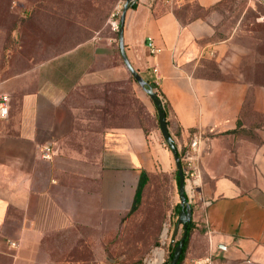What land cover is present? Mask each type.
<instances>
[{"label":"crops","instance_id":"0c3cea01","mask_svg":"<svg viewBox=\"0 0 264 264\" xmlns=\"http://www.w3.org/2000/svg\"><path fill=\"white\" fill-rule=\"evenodd\" d=\"M222 1L134 0L122 45L155 86L177 152L201 135V200L181 264L206 256L209 264H264V85L248 79L226 42L211 41V12L195 14ZM149 38L160 49L154 56ZM129 78L118 39L97 36L1 87L9 112L0 121V264H65L75 246L98 249L138 184H170L171 208L179 202L154 106L142 99L154 123L143 129Z\"/></svg>","mask_w":264,"mask_h":264},{"label":"rangeland","instance_id":"374dc122","mask_svg":"<svg viewBox=\"0 0 264 264\" xmlns=\"http://www.w3.org/2000/svg\"><path fill=\"white\" fill-rule=\"evenodd\" d=\"M113 5L114 0H0V90L8 78L31 74L38 64L79 43L114 37L106 24ZM209 19L211 41L226 42L248 79L264 83V0H225ZM26 82L24 76L18 86ZM142 99L149 100L137 84L138 123L154 126ZM169 192L170 184H145L136 203L115 216L99 237V250L75 246L65 264H144L155 249L167 257L183 233L179 226L171 240L177 212ZM164 227L168 237L162 244Z\"/></svg>","mask_w":264,"mask_h":264},{"label":"built area","instance_id":"2783aa9c","mask_svg":"<svg viewBox=\"0 0 264 264\" xmlns=\"http://www.w3.org/2000/svg\"><path fill=\"white\" fill-rule=\"evenodd\" d=\"M127 0H114V5L109 12L106 24L112 32H118L120 27L119 18L121 12L123 10L124 5ZM170 6L178 5L180 0H162ZM148 48L149 52L152 56L156 55L160 52V49L155 47L152 43V40L148 39ZM152 73L156 75L157 67L154 64L152 66ZM9 106H8V98L6 96H0V121L5 120L8 117ZM201 139V135L195 133L191 136V140L188 146L184 149L180 156V162L182 166V172L184 176V192L186 196L187 204L192 208L195 206L198 201L201 200L200 194V182H201V169H200V155L198 152V145ZM52 153V148L50 146H44L42 148V157L45 159H50ZM166 226V225H165ZM165 228V227H164ZM164 231V229H163ZM167 230L163 235L162 232V244H165L167 240ZM10 245L15 247L16 244L10 242ZM160 252V257L158 253ZM159 260L156 262V260ZM165 254L161 249L153 250L151 256L144 260V264H149L152 262H156L155 264H165ZM210 257L206 256L204 258L192 260L188 263L184 264H209Z\"/></svg>","mask_w":264,"mask_h":264},{"label":"water","instance_id":"95a60500","mask_svg":"<svg viewBox=\"0 0 264 264\" xmlns=\"http://www.w3.org/2000/svg\"><path fill=\"white\" fill-rule=\"evenodd\" d=\"M134 3V0H127L126 4L123 7V10L121 12V18H120V27L118 30V43H119V49H120V54L122 57V61L124 63V66L126 67L127 71L129 72L130 76L133 78V80L139 85V87L145 92V94L148 96L149 100L152 102L156 109L157 113V122H158V127H159V132L161 134V137L167 147L170 149L173 158H174V163H175V168L177 171V178H178V189H177V194L179 198V205L181 207L178 216H177V221L174 226L171 240H174V235L177 232V229L179 226H182L183 233L181 239L177 242V244L174 247L172 257L169 261V264H177V261L179 259V256L182 252L184 240L186 238V229L187 225L190 222L191 219V207L187 204L186 201V196L184 192V176L182 172V166L180 162V157L178 155L176 146L168 132L167 125H166V118H165V112L163 109V104L160 98L157 96V94L150 88L146 81L139 76V74L131 67L129 64L128 60L125 57L124 50H123V45H122V25H123V20L124 16L126 13V10L130 8Z\"/></svg>","mask_w":264,"mask_h":264},{"label":"trees","instance_id":"16d2710c","mask_svg":"<svg viewBox=\"0 0 264 264\" xmlns=\"http://www.w3.org/2000/svg\"><path fill=\"white\" fill-rule=\"evenodd\" d=\"M225 0H223L222 2H224ZM222 2H220V3H218L217 5H215V6H213L212 8H210V9H208V10H206V11H202L203 12V14H207V13H210L211 11H213L214 10V8H216L217 6H219ZM113 7V6H112ZM111 11V10H110ZM114 38H116V40L118 39V32H115V36H114ZM73 48V47H72ZM71 49V48H70ZM129 80H130V82H135L134 80H133V78L130 76V78H129ZM146 83H147V85L150 87V88H152V90L154 91L155 90V86L152 84V83H150V82H147L146 81ZM260 84H263L264 85V83H260ZM156 94H157V92L156 91H154ZM158 96V95H157ZM161 100V99H160ZM131 101H132V97H131ZM135 106H136V114H137V99H136V101H135ZM154 106V105H153ZM154 109H155V107H154ZM164 109V108H163ZM165 112V111H164ZM165 118H166V115H165ZM137 119H138V117H137ZM154 122H155V126H156V128L157 129H159V127H158V122H157V113H156V109H155V111H154ZM262 123L264 124V117H263V120H262ZM138 125H140L143 129H145V125H142V124H139L138 123ZM166 125H167V122H166ZM163 140V139H162ZM164 142V141H163ZM178 155H179V157L181 156V154H179L178 153ZM176 182L178 183V178H177V176H176ZM145 184H138V189H137V195H136V198H135V203H136V201L138 200V198H139V195H140V192H141V190H142V188H143V186H144ZM176 187H178V184H176ZM175 208H176V215L178 216V213H179V211H180V209H181V207H180V205H179V202L175 205ZM191 221L188 223V225H187V229H186V238H185V240H184V244H183V248H182V252H181V254H180V256H179V259H178V261H177V264H181L182 263V261H183V258H184V256H185V251H186V247H187V243H188V238H189V235H190V232H191ZM177 244V242H175V244H173L172 246H171V251H170V253H169V255L166 257V259H165V264H169V261H170V259H171V257H172V253H173V250H174V247H175V245Z\"/></svg>","mask_w":264,"mask_h":264},{"label":"bare ground","instance_id":"6f19581e","mask_svg":"<svg viewBox=\"0 0 264 264\" xmlns=\"http://www.w3.org/2000/svg\"><path fill=\"white\" fill-rule=\"evenodd\" d=\"M166 230H167V228L165 227L164 228V231H163V235L165 234V232H166ZM160 252L158 253V256L160 257ZM159 257H158V259L156 260V262L159 260ZM156 262H152V263H149V264H155Z\"/></svg>","mask_w":264,"mask_h":264}]
</instances>
